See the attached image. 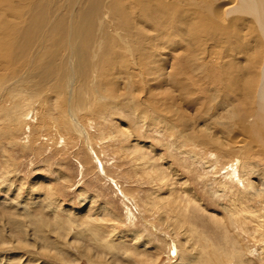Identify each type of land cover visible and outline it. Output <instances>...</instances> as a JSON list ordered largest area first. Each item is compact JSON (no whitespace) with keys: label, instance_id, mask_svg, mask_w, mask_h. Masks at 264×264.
Listing matches in <instances>:
<instances>
[{"label":"rangeland","instance_id":"rangeland-1","mask_svg":"<svg viewBox=\"0 0 264 264\" xmlns=\"http://www.w3.org/2000/svg\"><path fill=\"white\" fill-rule=\"evenodd\" d=\"M198 1L207 10L224 5ZM187 8L197 24L200 9ZM254 19L232 29L256 37ZM198 33L189 43L187 35L171 32L179 43L170 40L155 57L164 72L152 82L168 79L163 92L173 93L185 118L196 116L202 103L185 100L181 80L174 74L168 85V75L178 57L197 49L201 57L189 69L206 61L214 78L198 83L214 88L219 112L238 102L219 78L224 58H214L222 45L214 39L209 54L210 36ZM137 102L138 108L123 98H97L70 109L55 95L0 94V264H264L261 136L249 142L237 129L222 136L225 147L248 155L236 158L181 134L186 120L164 121L166 104L155 112ZM212 115L196 118L195 130H209Z\"/></svg>","mask_w":264,"mask_h":264},{"label":"bare ground","instance_id":"bare-ground-1","mask_svg":"<svg viewBox=\"0 0 264 264\" xmlns=\"http://www.w3.org/2000/svg\"><path fill=\"white\" fill-rule=\"evenodd\" d=\"M222 3L220 9L207 10L198 0L184 6L177 0H0V94L27 93L31 100L38 95H55L70 109L86 102L95 105L97 98H123L137 108L139 100L141 107L155 112L163 103L164 121L181 125L186 120L187 127L180 132L188 139L197 138L198 144L236 158L243 153L246 158L245 151L239 154L225 147L221 137L237 129L249 142H255L256 136L264 140V0ZM187 7L200 9L197 24ZM237 13L242 17L237 18ZM251 15L258 35L240 36L232 26L247 24ZM225 23H230L228 30ZM200 29L210 36L209 54L217 48L214 39L222 45L221 57L214 58L220 62L224 58L219 78L228 83L227 94L238 102L232 110L219 112L221 100L210 96L214 88L200 84L214 78L206 61L202 69H189L201 57L197 49L191 57H178L168 75V85L173 83L174 74L181 80L185 100L194 105L202 103L196 107L200 109L196 116L185 113L187 119L173 106V93L163 92L161 82L168 79L152 82L164 72L155 57L170 40L179 43L171 38V32L187 35L185 40L190 43ZM21 75L14 86L11 81ZM32 75L38 79L33 80ZM191 86L198 94H205L202 102V96H194ZM94 112L89 109L90 114ZM209 114H213L209 130H195L196 118Z\"/></svg>","mask_w":264,"mask_h":264}]
</instances>
